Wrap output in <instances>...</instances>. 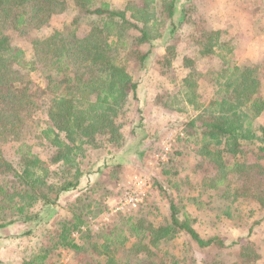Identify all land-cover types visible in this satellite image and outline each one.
Wrapping results in <instances>:
<instances>
[{
    "label": "trees",
    "instance_id": "1",
    "mask_svg": "<svg viewBox=\"0 0 264 264\" xmlns=\"http://www.w3.org/2000/svg\"><path fill=\"white\" fill-rule=\"evenodd\" d=\"M72 1L77 15L71 25L31 40V56L26 59L25 51L12 44V32L26 37L27 29L48 25L52 16L65 11L66 0H0V144L21 141L37 126L36 111L45 108L47 121L40 130V139L55 148L49 162L61 167L48 173L47 164L32 153L31 145L23 142L16 150L19 167L9 162L0 149V230L37 217L35 208L43 210L44 215H54L59 195L80 185L84 175L81 159L99 151L113 156L123 149L128 104L130 98H136L138 86L127 71L128 60L136 59L141 66L149 53L141 46L160 37L167 21L173 27L172 33L175 25H196L190 16L194 6L181 9L182 17L172 21L177 0H131L122 10L107 2L94 7L95 0ZM82 14L94 18L85 32L78 31L75 25ZM221 35V31L206 27L189 33L199 57L214 54V48H225L229 41L222 40ZM121 52H126L125 59ZM173 58L175 52L168 48L158 63L170 71ZM183 62L189 72L181 80V86H185L181 94L197 114L182 123L177 139L188 145L196 157L195 167H210L201 178L203 187L217 191L209 198L232 196V204L251 203L263 211L264 219V125L255 126L264 112V99L259 95L260 65L253 61L246 65L226 62L220 70L211 71L209 81L214 94L205 101L195 92L202 74L195 69L194 59L183 57ZM31 72L41 75L44 89L39 96L47 98V103L31 91ZM162 96L156 97L160 105ZM133 128L129 134L134 135ZM136 154L139 159L143 156L140 151ZM171 155L160 162L161 176L153 178L151 188L161 190L164 180L170 182L173 193L179 191L181 178H166L182 151L176 149L173 158ZM105 165L102 168L111 170V175L123 168L120 163ZM100 171L103 172L101 168L96 172ZM49 174L55 178L52 182ZM87 193L93 195L95 190L84 191ZM172 196L165 197L169 214L163 222L155 224L143 217V209H136L120 225L98 235L84 231L88 225L85 214L72 207L69 217L58 222V228L46 232L48 245L42 246V242L38 251L21 264H47L50 253L57 249L79 255L93 252L91 261L81 260L78 264H166L169 255L163 252L162 245L178 235L187 236L183 248H189V243L206 248L219 240L201 238L194 229L195 219L187 212L181 213ZM77 233L83 242H76ZM237 244L241 248L240 262L236 264H246L242 258L249 259L254 253L252 243L246 238L244 244ZM61 252L57 255L61 256ZM205 264L220 263L215 256H208Z\"/></svg>",
    "mask_w": 264,
    "mask_h": 264
},
{
    "label": "rangeland",
    "instance_id": "2",
    "mask_svg": "<svg viewBox=\"0 0 264 264\" xmlns=\"http://www.w3.org/2000/svg\"><path fill=\"white\" fill-rule=\"evenodd\" d=\"M127 1L131 0H95L94 7L101 2H107L112 8L122 10ZM155 6L158 11L159 4L156 3ZM185 7H193L190 16L197 26L186 23L181 26L175 25V31L172 33L173 27L167 21L160 37L141 46V49L149 52L143 64L140 66L136 59L127 62V71L138 86L136 98H130L128 104L124 128L126 144L123 149L114 152L113 156L99 151L81 159L79 164L84 168V175L80 179V185L59 195L54 215H44L43 210L35 208L34 211L39 212L37 217L32 216L33 219L29 221H17L0 230V264H21L23 259L30 258L31 254L38 251L42 242V246L48 245V241L45 240L46 232L58 228V222L69 217L72 207L85 214L84 218L88 224L84 226L85 232L98 235L106 229L120 225V221L128 217L131 211L109 214L110 208L116 206L127 192L143 199V205L141 204L137 210L143 209V217L155 224L163 222L164 216H168L169 201L165 197L173 195V201L179 211L187 212L195 219L194 229L201 238L219 239L206 248H199L193 243L188 244L189 248H183L187 236L178 235L173 241L162 245L163 252L169 255L166 256V264H174V260L178 262L177 264H205L208 256H215L220 264H236L240 262L238 250L241 248L237 241L244 244L246 238L251 241V250L254 253H251L249 259L243 257L242 260L246 264H264L263 211L251 203L237 201L232 204L230 203L233 201L232 196L228 199L209 198L210 195L217 194V191L203 187L201 178L209 172L210 167L206 165L195 167L196 157L188 145L177 139L182 123L197 114L181 94L185 87L181 86V80L189 72L183 66V57L194 59L195 69L202 74L197 79L195 88L200 99L208 101L214 94V86L209 81L212 77L210 72L220 70L222 64L226 62L239 65H246L248 62L258 63L262 81L259 95L264 99V34L260 35L264 29L261 27L264 26V3L260 0H177L173 22L182 17L181 9ZM76 15L73 1L66 0L65 11L52 16L48 25L40 29H27L26 37L12 32L11 42L15 47L25 51L26 59H29L31 40L46 37L55 29L69 27ZM93 19L91 15H80L75 21V25L79 26L78 31H87ZM199 27L220 30L222 40L229 41L228 45L225 48H214V54L199 57L198 47L189 36L192 30ZM128 32L130 35H136L133 31ZM232 47L234 49L230 51ZM168 48L175 52V58L170 62V71L158 63ZM121 54L125 59L126 52ZM161 71L166 74L162 75ZM29 76L31 91L38 96L41 95L44 89L41 75L38 72H31ZM158 94L163 95L160 101L163 105L156 101ZM40 98L44 99L42 102L47 103V98ZM35 118L38 120L37 126L22 136L21 141L0 144V149L9 162L18 166L17 146L21 142L31 145L32 153L48 165L47 172H56L61 167L49 162L55 148L40 139L39 135L47 121L45 108L37 110ZM260 124L264 125V112L255 121V126ZM132 127L134 135L128 133ZM176 149H181L182 155L174 163L171 174L166 179L181 178L179 191L173 193L170 182L164 180L161 190L151 188L153 178L161 176L159 169L161 159H167L171 153L173 158ZM138 151L143 152L141 159L136 154ZM116 163L123 164V168L114 175L110 174L111 170L102 168L104 164L111 166ZM100 168L103 172H96ZM48 179L52 182L55 178L53 174H49ZM92 189L95 190V194H84V191L89 192ZM80 198L87 199L77 202ZM228 213L231 217H227ZM255 222L258 224L253 226ZM80 237L78 233L74 236L77 243L83 242ZM59 252H61L59 249L53 250L47 264L51 262L78 264L81 260L91 261L94 256L92 251L79 255L73 251L62 250L61 256H58Z\"/></svg>",
    "mask_w": 264,
    "mask_h": 264
},
{
    "label": "built area",
    "instance_id": "3",
    "mask_svg": "<svg viewBox=\"0 0 264 264\" xmlns=\"http://www.w3.org/2000/svg\"><path fill=\"white\" fill-rule=\"evenodd\" d=\"M161 161L163 160L161 159ZM147 185L150 186L149 182H147ZM132 194L133 193L127 192L116 206L110 208L111 211L109 214L116 213L117 211H124V210L133 211L137 209L143 203V199L141 197ZM140 195L143 194L140 193Z\"/></svg>",
    "mask_w": 264,
    "mask_h": 264
},
{
    "label": "crops",
    "instance_id": "4",
    "mask_svg": "<svg viewBox=\"0 0 264 264\" xmlns=\"http://www.w3.org/2000/svg\"><path fill=\"white\" fill-rule=\"evenodd\" d=\"M260 1H262V2L264 3V0H260ZM243 10H244V8H243ZM261 27L264 28L263 25H262ZM219 31H220V30H219ZM261 34H264V29H263V31L260 33V35H261Z\"/></svg>",
    "mask_w": 264,
    "mask_h": 264
}]
</instances>
